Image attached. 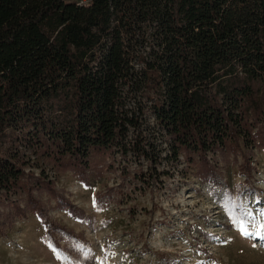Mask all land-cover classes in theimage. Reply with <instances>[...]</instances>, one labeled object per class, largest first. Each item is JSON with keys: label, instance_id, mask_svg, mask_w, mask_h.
Masks as SVG:
<instances>
[{"label": "trees", "instance_id": "obj_1", "mask_svg": "<svg viewBox=\"0 0 264 264\" xmlns=\"http://www.w3.org/2000/svg\"><path fill=\"white\" fill-rule=\"evenodd\" d=\"M252 148H264V0H0L1 232L27 213L47 225L44 193L72 211L47 167L91 188L183 161L216 185L230 155L249 175Z\"/></svg>", "mask_w": 264, "mask_h": 264}, {"label": "rangeland", "instance_id": "obj_2", "mask_svg": "<svg viewBox=\"0 0 264 264\" xmlns=\"http://www.w3.org/2000/svg\"><path fill=\"white\" fill-rule=\"evenodd\" d=\"M247 152L249 175L239 172L242 156L230 155L216 162V185L182 160L159 166L157 179L144 163V182L111 172L91 188L47 167L72 211L42 194L47 225L35 213L12 219L0 231V264H264V148ZM48 223L69 233L49 238Z\"/></svg>", "mask_w": 264, "mask_h": 264}]
</instances>
